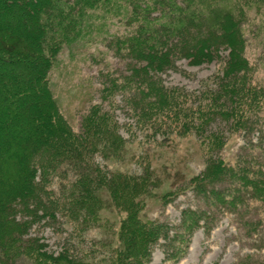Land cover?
<instances>
[{"label": "rangeland", "instance_id": "rangeland-1", "mask_svg": "<svg viewBox=\"0 0 264 264\" xmlns=\"http://www.w3.org/2000/svg\"><path fill=\"white\" fill-rule=\"evenodd\" d=\"M25 7L33 15L34 7ZM259 15L250 10L241 30L250 77L264 88V11ZM125 18L122 12L92 14L81 38L62 48L48 77L68 127L96 142L89 147L91 166L107 180L115 177L116 184L94 181L100 203L86 225L81 226L85 215L68 220L60 206L39 208L31 215L18 212L20 220L30 221L26 237L37 238L53 257L65 258L51 264H264V207L255 191L256 183L264 190V112L253 118L247 130H238L234 119L225 118L221 110L202 115L205 104H216L210 98L227 78L222 72L226 52L208 63L176 57L164 71L148 69V76L136 72L137 62L112 43L114 37H127L133 31ZM148 80L178 98V109L164 107L155 116L141 113V94L146 93ZM223 103L225 109L233 104ZM93 114L97 118L90 127ZM104 119L113 124L112 132L105 129L106 136L98 133ZM220 162L225 172L202 193L194 190L190 181L196 183ZM84 164L82 169H89ZM78 172L64 168L43 189H49L61 205L63 191L71 193L80 180ZM133 212L144 226L142 231L152 234L153 227H163V232L157 231L154 241H143L133 251L134 258L123 263L126 244L120 232ZM191 214H196L197 225L185 221ZM178 234L186 241L180 251Z\"/></svg>", "mask_w": 264, "mask_h": 264}, {"label": "trees", "instance_id": "trees-1", "mask_svg": "<svg viewBox=\"0 0 264 264\" xmlns=\"http://www.w3.org/2000/svg\"><path fill=\"white\" fill-rule=\"evenodd\" d=\"M26 5L34 7L33 15H29ZM250 10L258 11L261 16L264 0L0 1V264H16L22 260L29 264H51L65 259L61 254L53 257L37 238L26 237L30 221L20 220L18 212L31 215L39 208L60 206L68 220L73 215L75 218L85 215L81 226L86 225L94 218L93 209L100 203L99 186L94 181L98 185L116 184L115 177L107 180L91 166L89 147L96 142L86 140L82 131L78 134L71 131L59 113L49 86V72L58 54L64 46L81 38L88 27V18L99 11L118 16L122 12L134 29L127 37H114V49L127 52L137 62L134 70L144 76H148V69L164 71L173 66L176 57L208 63L226 52L222 72L225 71L227 78H222L220 89L210 98L216 104H205L201 109L206 112L202 115L221 110L225 118L234 119L238 130H247L253 118H261L264 112V88L253 83L243 55L245 43L241 28ZM173 36L177 39H169ZM145 83L141 113L145 115L146 111L148 116H155L164 107L169 111L178 109V98L172 96V99L170 93H165L152 80ZM223 100L233 102L229 110L224 108ZM221 101L223 106L217 105ZM94 115H89V120L87 117L89 123L97 118ZM112 125L104 119L98 133L108 135L105 129L110 128L108 132H112ZM93 126L94 122L90 127ZM76 143L82 150L77 149ZM85 162L89 169H82ZM224 167L220 162L190 184L202 193L221 171L225 172ZM64 168H78L80 180L71 193L63 191L59 205L52 198L53 193L43 186L50 184L55 174H62ZM255 191L260 194L264 207V190L261 191L260 184L256 183ZM118 201L124 203L122 198ZM48 214L51 215L49 211ZM195 219L196 214H191L185 221L197 225ZM126 223L125 230L120 232L126 244L123 263L134 258L133 251L143 241H154V234L163 232V227H153L152 234L142 231L144 226L139 224L135 212ZM180 235L176 236L178 251L183 249L184 242L186 245Z\"/></svg>", "mask_w": 264, "mask_h": 264}]
</instances>
